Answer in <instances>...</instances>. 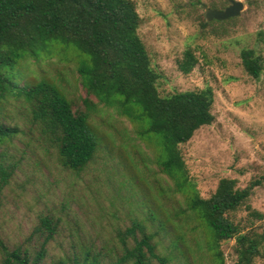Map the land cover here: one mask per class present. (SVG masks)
<instances>
[{
    "label": "rangeland",
    "instance_id": "374dc122",
    "mask_svg": "<svg viewBox=\"0 0 264 264\" xmlns=\"http://www.w3.org/2000/svg\"><path fill=\"white\" fill-rule=\"evenodd\" d=\"M135 1L141 17L139 34L160 74V93L206 85L214 89V121L201 126L181 145L196 190L209 197L223 177L235 178L241 188L259 181L246 202L229 216L243 232L254 228L261 233L264 217L257 213L264 214V70L257 79L249 75L241 50L256 47L264 52V39L259 34L264 32V0H241L244 7L236 19L207 26L201 25L206 9L215 8L212 4L222 0ZM187 47L194 49L198 63L185 74L178 62ZM48 48V56L43 53L38 60L19 61L4 73L21 83L51 82L84 106L86 91L79 68L91 65L90 56L59 41L49 42ZM91 100L97 108L90 127L104 146L85 171L63 167L57 153L36 131L26 129L15 139L12 152L21 164L5 189L0 209L1 233L9 243L27 238L45 213L63 219L62 236L50 244V251L58 254L76 223L85 236L105 240L115 227L145 218L149 209L166 219L186 206L188 195L178 192L172 178L159 170L162 137L156 133L142 136L141 126L117 108L95 97ZM182 223L184 226L167 222L172 235L181 234V225L188 238L185 254L178 255L174 264H213L210 251L203 249L200 254L189 249L202 239L190 230L195 220L183 214ZM234 247L235 238L222 242L225 264H234ZM254 264H264V251Z\"/></svg>",
    "mask_w": 264,
    "mask_h": 264
},
{
    "label": "trees",
    "instance_id": "16d2710c",
    "mask_svg": "<svg viewBox=\"0 0 264 264\" xmlns=\"http://www.w3.org/2000/svg\"><path fill=\"white\" fill-rule=\"evenodd\" d=\"M228 3L222 0L212 7L224 9ZM234 19L210 22L204 16L201 25ZM140 25L135 0H0V209L5 189L21 164L12 148L26 129L36 131L69 170L83 172L95 160L104 145L90 127L97 108L91 97L138 123L142 136L156 133L162 137L159 170L172 178L178 192L188 195L186 206L168 218L149 209L145 218L115 227L105 240L85 236L76 223L58 254L50 251V244L62 236L61 216L41 214L31 234L13 244L2 235L0 223V264H174L178 255L185 254L183 247L188 243L183 214L195 220L190 230L202 238L189 249L200 254L203 249L210 251L213 264H225L221 244L231 238H235L234 264H254L263 253L264 230L243 232L229 216L246 202L259 181L241 188L235 178L223 177L209 197H202L181 149L196 130L214 121L213 87L162 95L160 74L139 34ZM259 34L264 39V32ZM52 41L73 45L90 56L91 65L79 68L86 91L84 106L51 82L21 83L4 73L19 61L38 60L43 53L48 56ZM241 59L245 71L259 78L264 52L245 47ZM197 63L194 49L187 47L178 66L188 74ZM171 220L182 225L181 234H171L167 226Z\"/></svg>",
    "mask_w": 264,
    "mask_h": 264
},
{
    "label": "water",
    "instance_id": "95a60500",
    "mask_svg": "<svg viewBox=\"0 0 264 264\" xmlns=\"http://www.w3.org/2000/svg\"><path fill=\"white\" fill-rule=\"evenodd\" d=\"M230 4L224 9L207 8L206 19L207 21L219 20L224 21L231 17H237L240 15L244 4L241 0H228Z\"/></svg>",
    "mask_w": 264,
    "mask_h": 264
}]
</instances>
